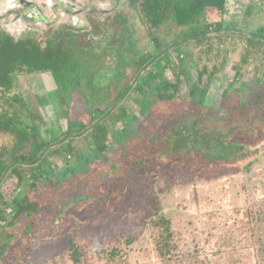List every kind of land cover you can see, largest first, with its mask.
I'll return each instance as SVG.
<instances>
[{"label": "rangeland", "instance_id": "obj_1", "mask_svg": "<svg viewBox=\"0 0 264 264\" xmlns=\"http://www.w3.org/2000/svg\"><path fill=\"white\" fill-rule=\"evenodd\" d=\"M112 1H102L106 2L103 4L105 14L100 12L104 10L103 6L95 7L94 11L100 14L90 12L81 28L71 30L76 34L80 29L75 41L79 48L71 42L66 43L70 38L68 33L63 38L51 35L47 39L49 53L45 62L36 59L33 66L28 67L32 73L23 71V67V72L16 74L14 85L6 96L21 97L23 107L11 99L0 100V110L5 108L11 112L17 107L25 112L28 107L41 114L42 119L45 117V127L35 118L44 140L53 142L59 137L58 141L65 142L66 131L73 132L75 126H83L89 117L95 124L91 130L105 134L109 146L99 142L105 148L99 150L97 143L90 141L96 148L91 144L85 149L87 154L91 152L96 157L93 165L88 163L80 167L76 164L79 157L67 159L66 164L59 161L58 168L53 165L51 169L53 183L39 177L35 188H19L21 195L31 194L36 210L19 220L14 229L19 234L14 240L8 237L13 228L0 227V264L25 261L69 264L66 250L70 237L85 249L110 248L119 243L127 250L130 264H160L151 242V231L144 223L156 210L170 218L180 249L197 250L212 262L222 263L227 260V255L234 254L239 258L238 264H255L256 250L235 244L232 236L234 224L249 204L257 211L264 207V149L253 155L247 169L229 167L212 176L196 171L199 154L183 158L161 154L180 139V128L176 124L182 119L189 122L203 113L225 117L230 115L231 111L227 109L231 106L235 107L231 113L236 117L238 112L249 109L250 104L245 107L238 104L250 95V87L264 89V76L258 78L259 86L255 85L257 77L253 72L258 70L264 75V40L252 35L260 32L259 37L264 38V0H230L223 14L208 8L182 26L169 17L153 32L154 36L135 11L129 10L126 16H118L117 11L128 10V6H118L114 13L116 6ZM109 2L111 5H107ZM47 17L52 20V16ZM0 21V31L7 32L12 27L8 19ZM214 21H222L225 30L220 33L209 31L205 36L188 39L189 33ZM61 24H52L55 32H50L68 29L69 26ZM37 28L36 33L10 34L16 39L25 35L36 38L44 47L47 27L38 25ZM153 38L158 42L156 45ZM256 46L263 49L258 50ZM73 47L79 51L70 56ZM256 49L258 51H254ZM157 54L161 55L157 58ZM170 62H176L179 68L186 70V77L180 76V91L176 98L158 101L155 97L157 85L153 81L165 77L175 79ZM136 65L143 69L138 72ZM237 66L240 77L229 86ZM44 68L49 72L42 71ZM199 70L204 74L201 80L209 81L205 99L215 97L217 93L220 95L224 90L230 94L225 102L227 109L220 106L217 112L210 105H198L193 98L185 96L186 90L200 81L197 80ZM184 78L187 80H182ZM125 86L129 88L124 96L116 105L110 106ZM141 86L145 90L142 95L139 94ZM194 90L196 92L195 87ZM248 98L252 100L251 95ZM70 106V109L66 108ZM93 108L99 111L93 112ZM254 109L255 115L264 119V104L254 106ZM24 120L30 123L28 118ZM6 121L9 126H14L20 120L15 115H8ZM167 134L170 135L168 141L165 139ZM231 138L252 146L262 141L264 135L250 139L237 131ZM85 141L82 138L78 142L81 150ZM11 143L12 135L7 131L0 132V146L11 147ZM121 143L126 146L125 153L118 146ZM130 151L132 153L128 154ZM147 153L155 158L132 162ZM51 159L48 161L52 164ZM110 162L116 167L109 166ZM142 165H146L143 170ZM41 206L44 211L39 210ZM25 225H28L27 229ZM22 229L24 232L20 231ZM128 239L133 241L128 244Z\"/></svg>", "mask_w": 264, "mask_h": 264}, {"label": "trees", "instance_id": "obj_2", "mask_svg": "<svg viewBox=\"0 0 264 264\" xmlns=\"http://www.w3.org/2000/svg\"><path fill=\"white\" fill-rule=\"evenodd\" d=\"M229 1L230 0H124L130 8H135V13L141 17L143 23L147 26L148 32L152 36H154L153 32L169 17L174 19L176 25L182 26L189 23L195 16L208 8H214L223 14ZM117 19L121 20L120 17ZM224 30L225 28L222 25V21H214L206 23L200 30L189 33L188 39L205 36L209 31L220 33ZM261 34L260 32L252 33L254 37L257 36L261 40H264V38L259 37ZM155 40L156 38H153L152 42L156 45L158 42ZM75 41L76 39L71 37V39H67L66 43L71 42L76 44L77 42ZM47 45V41L45 42V46L41 47V44L36 38L26 37L23 39H16L0 31V100L4 99V101H7V99H11V101H14L20 108L21 106L23 107L21 97L13 96L12 98H8L6 93L11 91L16 74L21 72L23 67V71L32 73L28 67L33 66L36 59L40 60L39 62H45L44 58L49 53ZM77 46L79 48V45ZM33 47H35L36 50ZM74 50L75 47L71 49L70 56H73V54L76 55L79 51L75 50L76 52H74ZM35 52H39L38 55H35ZM31 53L37 57L35 58ZM41 53H43V55ZM160 55L161 54H157V56H154L158 58ZM15 63L18 65L17 67L14 65ZM171 66L175 79L167 80L165 77V79L163 78V80H158L156 82L157 86L155 88L157 89V94L155 97L158 101L176 98L180 91V76L186 77V70L181 67L179 68L176 62ZM135 67H138V72L143 69L140 65H136ZM238 67L239 66H237L234 71L233 79H231L233 82L230 85L228 83L229 86L234 83L235 79L240 77L241 71H239L240 68ZM201 69L206 70L209 68L202 67ZM42 71L47 73L48 70L46 71V68H44ZM54 74L55 71H53L52 74L53 81L55 82ZM197 74V80L199 79L200 81H196L194 83L195 86L193 85L189 90H186L185 96L193 98L198 105H210L212 109L217 112L220 106L227 109L225 102L226 99L230 97V94L225 93L223 90V92H220V95L217 93L215 97H210V99L206 97L205 99L206 92L208 91L207 83L209 81L203 82L201 80L203 77L202 70L197 71ZM182 80L187 79L184 78ZM255 80L254 84L259 86L260 83L257 81L258 78ZM128 88L129 86H125L124 89L120 91L119 95L115 97L110 106L116 105L119 98L124 96ZM258 88V90H255L253 87H250L248 91L252 100H249V95L244 98L242 104H238V106L241 107L250 104L249 109L245 112H238L236 117L232 114L235 107L231 106L227 110L232 113L230 112V115L225 117L218 114L211 115L210 113H203L196 115L189 122H187L186 119H182L176 124L177 126L179 125L178 127L180 128L178 135L180 139L178 142L170 144L168 146L169 150L161 154V156L173 154L183 158L186 155L193 157L199 154L197 159L200 162L197 164L196 171H199L200 174H211V176L218 175L229 167L236 168L237 166L240 170L247 169V166L255 157H253V155L261 150L263 151L264 148L262 145L264 138L262 141L248 146L243 142L233 140L231 136L233 133L240 131L250 139L263 137L264 119L255 115L254 109V106L258 107L264 104V89L261 87ZM234 89L242 91L239 87H235ZM42 105L41 103V106ZM20 108L13 107V111L11 112H8L5 108L0 110V132L3 133L7 131L8 134L12 135L11 147L0 146V227L7 225L10 226L9 228H13L12 231L8 232V237L12 240H14L18 233L14 229L17 227L19 220L21 218H27L28 215L32 214V211L35 212L36 210L34 200L30 198L31 194L25 196L21 195L19 187L30 186L29 190H31L35 188L36 181L41 177L53 183L51 176L54 174H50L53 165L48 161L49 158L51 159L52 156L63 157V160L67 163V159L74 158L75 154L81 150L78 142L82 138L86 140L82 142L84 144L83 146H86L92 141L97 144L103 142L104 145L109 147L106 142L105 134L99 135L91 130L95 124L91 123L89 117H87L86 123L83 124V126H75L73 132L69 130L66 131L67 139L65 142L61 143V141H58L59 137L54 138L53 142L51 140H44L41 127L36 126L35 118L41 120L40 124L45 127L47 125L45 117L42 119L41 114H38L36 110H32L28 107L25 109V112ZM62 108L64 110V106H62ZM66 108L70 109L71 106ZM93 109V112L99 111V109ZM8 115L9 117L12 115L17 116L21 122L19 121L16 122L14 126L12 124L9 126V123L6 121ZM24 118H28L30 123L26 122ZM169 136L167 134L165 138L166 141H168ZM56 141L57 143H55ZM56 145L59 146L55 147ZM118 146L123 151L126 147L123 143ZM103 149L105 148H99V150ZM113 151L114 150H112V152ZM131 153L132 151L128 152V154ZM148 153L139 160H134L132 162L140 163L153 160L152 158H155V156H149ZM157 156H160V154ZM120 159L124 158L120 157ZM108 165L116 167L114 162H110ZM146 165H142L141 170H143V168L145 169ZM43 207L44 206L39 207V210L44 211ZM144 223L151 231V242L153 243V249L160 264H238L239 258L234 254L230 256L227 255V260L221 263L219 261L212 262L209 258L202 257L197 250L180 249L175 241V232L170 218L166 216L165 213L159 212V210L153 212ZM24 227L27 229L28 225ZM233 230V242L244 247L247 246L249 250H256L255 264H264V207H259L257 211L253 209L252 204H249L247 208L244 209L242 216L239 217L234 224ZM20 231L24 232V229ZM132 241L133 240L128 239L127 243L130 244ZM245 241H247L248 244H246ZM67 242L66 257L69 264H130L127 250L123 249L119 243L112 245L110 248L85 249L71 237ZM22 264L35 263L25 261Z\"/></svg>", "mask_w": 264, "mask_h": 264}, {"label": "flooded vegetation", "instance_id": "obj_3", "mask_svg": "<svg viewBox=\"0 0 264 264\" xmlns=\"http://www.w3.org/2000/svg\"><path fill=\"white\" fill-rule=\"evenodd\" d=\"M102 1L104 0H0V19L4 21L8 19L9 24L12 26L11 28H13V30L10 28L6 30L7 32H3L9 35H11L10 33L15 35L17 33L19 36L21 32L36 33L38 31L37 26L44 25L47 27L45 30V42L51 35H60L63 38L62 36L66 37L67 33L70 36L67 39H71V37L77 39V33L80 32V29L76 30V34L72 33L73 31L71 30L73 28H81L86 16H89L90 12L96 15L100 14L94 11L95 7L103 6L104 10L99 11L105 14L106 8H104V5L106 2ZM107 5H111V2L107 3ZM47 16H52V20ZM60 19H62L61 22L59 21ZM55 23H63L61 25L69 27L68 29L57 30L58 32L53 33L55 31L52 30L54 29L52 24ZM51 30L53 32H50ZM26 37L27 35L20 36L22 39Z\"/></svg>", "mask_w": 264, "mask_h": 264}, {"label": "crops", "instance_id": "obj_4", "mask_svg": "<svg viewBox=\"0 0 264 264\" xmlns=\"http://www.w3.org/2000/svg\"><path fill=\"white\" fill-rule=\"evenodd\" d=\"M112 2H113V5L116 6L115 9H117L118 6H121V7H122V6H123V7H124V6H128V5L126 4V2H124V0H113ZM129 7H130V6H128V10H127L126 8H125V9H121V10L117 11V13H118L119 15L126 16V13H127L129 10L134 11V9H135L134 7H132V8H129ZM115 9H114V10H115ZM114 13H115V11H114ZM119 21H120V20H119ZM209 36H210V35H209ZM251 47H254V46H251ZM256 47H257V46H256ZM263 47H264V46H263ZM257 48H259L258 50L263 49V48H261V47H257ZM258 50L256 49V50H254V51H258ZM254 51H253V52H254ZM170 63H171V64H170V67H171V65L175 64V62H170ZM212 64H213L214 66H216V67L218 66V65L216 64V62H214V61H213ZM221 66H222V65H221ZM256 71H257V72H256ZM253 72H254V74L256 75L257 78H259V77H263V76H264V75H262L261 72L258 71V70H255V71H253ZM259 72H260V73H259ZM155 81L157 82L158 80H154V82H155ZM136 82H137V81H136ZM136 82H135V83H136ZM143 92H145V90H144V88L141 86L140 89H139V94L142 95L141 93H143ZM143 96H144V95H143ZM134 99H136L137 101L139 100V98H138V99H137V98H134ZM91 144H92V143H89V144H87L86 146H87L88 148H90V145H91ZM102 144H103V143H101V145H100V143H99V144H97V145H98V147H101ZM94 145H95V146H94ZM86 146L84 147V149L79 150L78 153H76L75 156H74V157H79L78 162H77V163L75 162V163L78 164V165H80V167L83 166V164H88V163H90V164L92 163L91 165H93L94 162H96V159H94V158H96V157L92 156L91 152H89L90 154H87V153H86V149H85V148H87ZM92 146L96 148V144H92L91 147H92ZM95 148H94V149H95ZM89 155H90V156H89ZM51 158H52V159H51V160H52V165H54L55 168H58V164H57V163H58L59 161H61L62 164H66L65 161L62 159L63 157L61 158V157L52 156ZM92 159H94V160H93L92 162H90ZM50 163H51V162H50ZM19 188H20V189H23L22 186L19 187ZM18 190H19V189H18ZM20 192H21V190H20Z\"/></svg>", "mask_w": 264, "mask_h": 264}]
</instances>
